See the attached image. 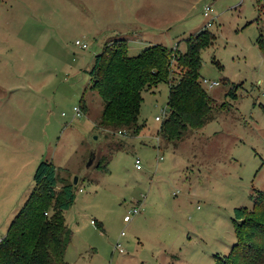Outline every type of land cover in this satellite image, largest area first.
Masks as SVG:
<instances>
[{"label": "rangeland", "instance_id": "374dc122", "mask_svg": "<svg viewBox=\"0 0 264 264\" xmlns=\"http://www.w3.org/2000/svg\"><path fill=\"white\" fill-rule=\"evenodd\" d=\"M238 2L0 0V239L33 189L37 164L47 160L58 187L77 178L63 213L72 231L68 264H217L227 257L236 243L235 209L250 210L264 190V53L257 43L264 0ZM206 5L213 43L201 52L200 83L215 100L211 119L166 144L155 120L169 113L162 83L143 93L137 134L100 132L102 100L86 71L104 44L127 37L129 56L153 44L184 51L185 38L205 28ZM203 79L219 85L208 88ZM103 156L109 164L97 168ZM138 202L140 212L124 222Z\"/></svg>", "mask_w": 264, "mask_h": 264}, {"label": "trees", "instance_id": "16d2710c", "mask_svg": "<svg viewBox=\"0 0 264 264\" xmlns=\"http://www.w3.org/2000/svg\"><path fill=\"white\" fill-rule=\"evenodd\" d=\"M184 41V51L153 44L135 56L128 55L129 44L125 38L118 37L104 44L86 71L91 77L89 89L96 91L102 100L101 113L95 120L100 132L137 134L142 129L138 116L143 93L162 83L169 87V113L161 121L157 135L166 144L175 146L211 119L215 100L200 83V67L201 52L213 43V36L204 28ZM257 43L264 53L262 33ZM233 94L227 91L226 96ZM83 98L84 94L80 98L81 109H86ZM94 159L95 153L91 151L86 166L90 167ZM101 164L107 168L108 157H101L96 167ZM33 181L32 191L0 240V264H68L64 256L72 231L63 213L74 203L75 184L62 180L58 187L57 168L47 160L37 164ZM234 215L235 222L238 221L236 243L217 264H264V190L253 198L250 210L236 208Z\"/></svg>", "mask_w": 264, "mask_h": 264}, {"label": "built area", "instance_id": "2783aa9c", "mask_svg": "<svg viewBox=\"0 0 264 264\" xmlns=\"http://www.w3.org/2000/svg\"><path fill=\"white\" fill-rule=\"evenodd\" d=\"M242 2H243V0H239V4H242ZM203 16L207 19L206 24H205V28L210 27L212 25V21L214 19V16L212 15V9H211V7L209 5H206V6L203 7ZM75 42H76L77 45L81 46L83 49L87 47L86 44L80 42L79 40H77ZM177 46L178 45H176L173 49H176ZM202 82L208 88H213V87L219 85V83L216 82V81H208L206 79H203ZM73 111H74V117L80 116L81 111H80L79 107H74ZM162 115H163L162 118H160L159 116H155V120L156 121H162L167 116V113H165V111L163 110ZM135 167H136V169H141L140 161L138 159L135 160ZM137 204L135 206H133L132 209L129 210L127 212V214L123 217V221L124 222L131 221L132 217L140 212V209H139L140 204H139V202ZM123 234H124V232H121V236H123ZM114 248L117 249L119 252H123L119 242H116Z\"/></svg>", "mask_w": 264, "mask_h": 264}, {"label": "crops", "instance_id": "0c3cea01", "mask_svg": "<svg viewBox=\"0 0 264 264\" xmlns=\"http://www.w3.org/2000/svg\"><path fill=\"white\" fill-rule=\"evenodd\" d=\"M237 5L239 6V5H241V4H239V2H238ZM204 18H205V17H204ZM205 19H206V18H205ZM206 20H207V19H206ZM119 33H121L120 35H123V34H124V36H127L126 32H124V33H123V32H119ZM130 33H134L135 35H136V33H137L138 35H140V31H137V30H134V29L131 30ZM125 38H127V37H125ZM126 40L128 41V43L131 42V41H129L128 39H126Z\"/></svg>", "mask_w": 264, "mask_h": 264}, {"label": "water", "instance_id": "95a60500", "mask_svg": "<svg viewBox=\"0 0 264 264\" xmlns=\"http://www.w3.org/2000/svg\"><path fill=\"white\" fill-rule=\"evenodd\" d=\"M74 183H77V178H74Z\"/></svg>", "mask_w": 264, "mask_h": 264}]
</instances>
